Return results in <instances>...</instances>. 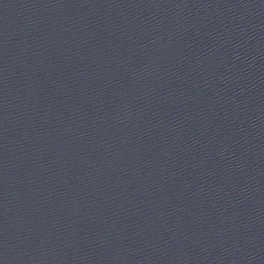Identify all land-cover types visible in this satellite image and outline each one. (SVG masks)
I'll list each match as a JSON object with an SVG mask.
<instances>
[{"label": "water", "instance_id": "95a60500", "mask_svg": "<svg viewBox=\"0 0 264 264\" xmlns=\"http://www.w3.org/2000/svg\"><path fill=\"white\" fill-rule=\"evenodd\" d=\"M0 264H264V0H0Z\"/></svg>", "mask_w": 264, "mask_h": 264}]
</instances>
